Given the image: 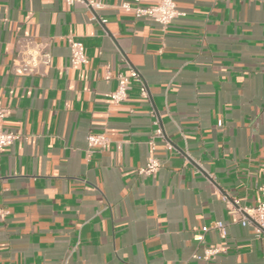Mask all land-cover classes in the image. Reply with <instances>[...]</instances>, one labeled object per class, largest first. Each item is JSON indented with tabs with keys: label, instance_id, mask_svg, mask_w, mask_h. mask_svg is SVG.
<instances>
[{
	"label": "crops",
	"instance_id": "0c3cea01",
	"mask_svg": "<svg viewBox=\"0 0 264 264\" xmlns=\"http://www.w3.org/2000/svg\"><path fill=\"white\" fill-rule=\"evenodd\" d=\"M101 1L0 0L2 126L20 135L0 150V264H264L246 212L264 184V0H176L165 26ZM29 39L50 52L40 74L13 69ZM131 68L146 95L131 78L114 103ZM88 133L108 142L88 152Z\"/></svg>",
	"mask_w": 264,
	"mask_h": 264
},
{
	"label": "built area",
	"instance_id": "2783aa9c",
	"mask_svg": "<svg viewBox=\"0 0 264 264\" xmlns=\"http://www.w3.org/2000/svg\"><path fill=\"white\" fill-rule=\"evenodd\" d=\"M68 5L75 2L82 3L86 8L92 10L94 13L103 8L105 3L101 0H65ZM123 8H131L134 16L137 19H150L165 26L168 25L174 18L182 14L177 6L176 0H159L152 5H141L138 0L125 1L119 5ZM97 16V14H96ZM95 19L96 17L93 16ZM101 22L106 19L100 18ZM87 56L84 53V45L82 41L73 39L70 45V63L72 65L87 63ZM50 63V52L46 49L45 43H37L33 40H27L18 47V59L14 64L13 69L15 72L26 74H40L46 66ZM106 77H109V72ZM116 86L110 93V98L114 103L124 100L127 96V89L131 78L137 79L140 82V91L142 95H146V87L138 72L135 69H129L127 73L118 71L116 73ZM6 115V110L0 108V150L10 146L20 135L13 130H5L2 126V119ZM161 135V129L157 127L154 131L155 136ZM108 142V137L104 133H88L86 136L87 151L91 152L94 149L103 148ZM152 143V140L150 141ZM264 168V160L262 162ZM160 167V161L156 157H149L145 164L138 168L140 174H153ZM259 202L249 209H246L248 215L254 221L259 231H264V184L259 187ZM247 218L244 217L242 223H246ZM210 228L222 229L223 223L215 221L212 225H203L199 232L194 234L197 241H203L204 232ZM215 248H204L201 255L194 253V257H202L208 259L213 253L216 252ZM57 264H64L61 260Z\"/></svg>",
	"mask_w": 264,
	"mask_h": 264
}]
</instances>
